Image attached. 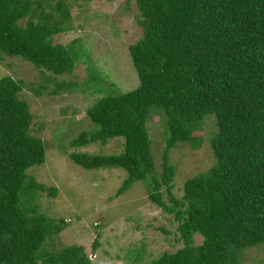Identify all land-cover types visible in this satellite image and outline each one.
I'll use <instances>...</instances> for the list:
<instances>
[{"label": "trees", "instance_id": "16d2710c", "mask_svg": "<svg viewBox=\"0 0 264 264\" xmlns=\"http://www.w3.org/2000/svg\"><path fill=\"white\" fill-rule=\"evenodd\" d=\"M52 1L0 0V59L21 57L42 74L73 72L83 53L80 42H55L57 34L72 29L70 4ZM136 4L143 36L129 51L140 85L101 96L88 108L95 126L72 140L77 150L69 156L89 170L126 169L120 194L142 181L149 198L174 214L183 246L150 264H241L243 248L264 243V0ZM53 80V94L78 85ZM46 82L39 87L46 89ZM24 86L11 75L0 77V264H95L82 245L39 252L67 222L38 211L39 195L47 191L55 196L57 189L28 172L46 161L47 146L31 131L34 117L22 97ZM155 115L169 131L161 169L148 128ZM211 116L216 129L207 142L216 161L187 179L178 197L177 166L170 152L179 143L200 149L206 140L204 123ZM116 137L125 138L122 153L79 150ZM99 245L97 238L93 250ZM143 255L144 246L134 260Z\"/></svg>", "mask_w": 264, "mask_h": 264}, {"label": "rangeland", "instance_id": "374dc122", "mask_svg": "<svg viewBox=\"0 0 264 264\" xmlns=\"http://www.w3.org/2000/svg\"><path fill=\"white\" fill-rule=\"evenodd\" d=\"M66 1L73 15L72 29L57 34L55 42L65 45L74 39L80 42L83 53L72 73L60 76L49 72L42 74L21 57L4 55L0 59V77L11 75L24 82L22 97L29 101L34 117L31 131L46 142V161L32 166L28 172L47 187H55L57 192L55 196L47 191L41 193L36 202L38 211L67 222L39 252L55 253L77 244L85 247L95 264H150L165 251L174 252L183 246L179 240V222L174 214L165 212L149 198L147 186L142 181L135 182L120 194L119 188L128 177L126 169L103 167L89 170L69 156L77 150L72 146V140L83 130L95 126L88 108L101 96L128 92L140 85L129 51V46L143 36V27L138 22L140 10L136 0ZM48 75L52 80L46 82ZM95 77H98L97 81H92ZM53 78L78 85L71 92L61 90L53 94L51 90L57 84ZM86 81L91 83L83 84ZM41 82H46V89L39 87ZM159 121V115L153 116L148 128L157 166L161 169L169 131ZM215 129V118L211 116L204 123L206 140L200 149L179 143L171 150L170 159L177 166L174 192L178 197L183 195L187 179L215 163L207 142L208 135ZM124 142V137H116L105 145L94 142L79 150L119 154L123 152ZM160 227H165L169 233ZM196 236L197 243H201L202 237ZM97 238L100 245L94 251L93 243ZM143 246V259L135 261L134 257ZM239 254L244 259L241 264H264V243L245 247Z\"/></svg>", "mask_w": 264, "mask_h": 264}]
</instances>
